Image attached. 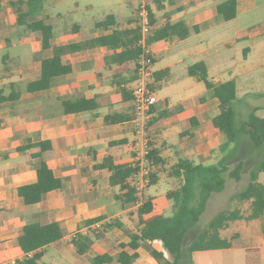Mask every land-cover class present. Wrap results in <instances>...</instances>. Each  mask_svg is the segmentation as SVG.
<instances>
[{
	"label": "crops",
	"instance_id": "1",
	"mask_svg": "<svg viewBox=\"0 0 264 264\" xmlns=\"http://www.w3.org/2000/svg\"><path fill=\"white\" fill-rule=\"evenodd\" d=\"M16 1L0 0V91L3 96L8 97V100L0 103V264H12L22 258L23 253L16 243V238L24 225L35 222H55L62 233V239L47 246L45 253L49 247L61 250L67 246L77 255L71 239L81 233L88 239L87 253L116 257L122 246L129 243V233L134 234L139 230L133 213L137 205L123 206L116 198L120 187L111 186L109 183L111 172L106 167L97 166L107 159L112 164H131L135 152L139 149L136 143L139 136L135 133L132 101L124 98L120 91V86L129 91L133 87L132 65L113 63L111 57L114 51L85 47L64 55L63 62L71 66L72 72L54 79L50 89L34 93L24 91L26 83L39 78L40 61L50 52L41 50L40 33H32L25 26L17 25ZM65 1L44 0L37 15V19L52 26V45L87 42L105 34L106 31L94 29V25L108 15L113 16L116 26L120 28L136 17L135 10L132 9L129 14L117 6L103 19L93 22L92 29L85 32L80 21H71L69 25L59 11L54 20L47 12L46 8L60 7ZM223 1L225 0H150L152 30L181 23L188 32L183 39L171 37L149 43L148 47L154 58L153 64L159 55L166 54L173 48L187 50L191 46H197L196 40L206 34L210 36L225 32L231 20L223 21L216 15V7ZM241 1L245 5L247 0ZM73 3L76 8L72 9V14L78 10V2ZM236 3L238 12L240 0H236ZM238 39L239 36L236 35L229 41ZM26 45L34 48L32 57H28L27 53L24 56V52L18 50ZM248 51L245 49L244 55ZM199 52L201 50L196 49L192 54ZM190 55L191 52L188 56ZM181 62L183 59L176 61ZM166 70L167 65L164 70H152L153 93L158 83L157 74ZM80 97L95 99L98 109L76 114L62 112L63 100ZM201 97L187 99L182 104L170 108L167 100H159L156 96L157 104L150 111L146 131L151 149H156L159 158L163 160L159 168L168 171L165 176L166 183L168 177L174 178L169 175V171L179 159L213 165L214 163L208 162L207 156L212 150H220L225 144L222 141L225 137L210 124V120L219 112V101L209 97L200 103L198 100ZM106 116H115L118 121L106 123ZM175 126L181 130L177 131L178 144L176 150L172 151L173 145L168 144V136L172 131L168 130ZM40 142H48L50 145L47 150L41 152V158L53 176L61 181V187L48 192L37 204L24 205L17 195V188L35 181L39 159L32 156L39 154L40 149L32 147L24 151L18 150ZM170 153L178 155L177 161L172 165H168ZM201 159L204 161H200ZM158 179L155 184L159 182ZM177 181L180 184V180ZM149 187L143 190L144 196H151L147 194ZM96 218L101 220L90 225L86 223ZM113 219H118L122 228L106 229L117 230L112 235L114 239L104 232L99 233L100 239L97 240L101 243L97 244V248V241L93 236L98 232V228L104 227ZM130 221L132 230L128 232ZM220 238L225 239L221 234ZM259 240L257 237L255 242L259 243ZM227 241L230 243L228 248L192 253L185 250L180 264H229L223 263L221 255L235 251H242L241 264H245L244 253L250 248L259 249L261 264H264V248L260 245H238ZM95 248L101 251L95 253ZM136 253L138 257L131 264H152L150 259L142 261V246L138 247ZM85 255L86 253L82 256ZM207 255H212V258ZM114 263L117 262L112 264Z\"/></svg>",
	"mask_w": 264,
	"mask_h": 264
},
{
	"label": "trees",
	"instance_id": "2",
	"mask_svg": "<svg viewBox=\"0 0 264 264\" xmlns=\"http://www.w3.org/2000/svg\"><path fill=\"white\" fill-rule=\"evenodd\" d=\"M147 9L151 24L153 22L152 14ZM44 0H17L16 23L19 26H25L32 33H40V48L50 54L40 61L39 78L29 81L24 86V91L29 93L46 91L52 87L53 80L64 77L72 72L69 64L63 62V57L71 52H76L85 47H99L104 50L114 51L111 60L117 65L131 64L133 74H135L137 61L141 55L140 27L133 18L128 20L126 26L117 27L114 18L108 15L104 20L95 23L94 29L106 31L87 42L69 43L61 45H52L53 30L50 24L44 20L37 19V15L42 9ZM22 6V8H21ZM236 0H225L216 7V15L223 21H229L236 17ZM153 26V24H152ZM188 32L181 23L166 25L163 28L152 30L147 37L146 43L166 40L171 37L180 39L185 38ZM154 63V58H153ZM187 74L202 82L206 91L212 97L219 101L218 114L210 120L212 128L217 129L225 137V144L220 147L221 153H226L229 146H233L232 154L238 152L239 136L245 135L249 138L252 149L258 150L264 146V117H259L256 111L252 110L248 116L236 126L234 119L233 103L236 100V88L232 81L225 83L210 82L207 75V68L203 62H199L187 68ZM15 87V85L13 86ZM120 91L124 98L132 101L129 90L120 86ZM8 100L0 91V103ZM200 103L205 101L202 96ZM62 112L64 114H76L98 109V103L95 99L76 98L63 100ZM118 120L115 116H106V123H115ZM150 123V122H149ZM150 125V124H149ZM32 147L40 149L39 154L32 157L39 159V165L36 168L35 181L31 184L23 185L17 188V195L21 198L24 205H33L41 202L45 195L61 187V181L55 178L52 171L47 167L41 158V152L47 150L50 145L48 142H40L31 146L20 148L18 151H24ZM152 173L150 184L156 183L157 175L161 171L159 166L163 160L159 158L156 149H151ZM225 156L217 164L203 165L196 164L189 159H179L169 175L180 180L177 188L165 193L163 196H144L143 192L137 195L131 185L130 176L134 172L133 161L131 164L117 163L112 164L109 159L97 166L106 167L110 172L109 183L111 186H119L120 193L116 198L123 206L137 205L135 214L137 233L129 234V243L122 246V250L112 257L108 254H98L92 258V264H112L114 261L119 264H131L137 257L136 250L140 243L161 242L164 249L169 254V260L155 250L151 251V256L157 264H180L184 249L183 244L187 233L192 230L200 221L206 210L207 204L213 194H218L225 189L226 181H240L244 171V162L239 160L233 168L226 164ZM264 173V156L253 166L249 172V182L243 191L236 193L233 200L239 202H250L251 208L247 220L257 219L264 215V184L258 181V177ZM170 215H166L167 211ZM242 217L237 211L222 212L215 216L207 226L196 236L188 245L187 252L204 251L211 249H222L230 247V243L220 238V231L224 229L229 222L241 220ZM96 218L86 223L88 225L100 221ZM105 228H122L118 219H113L106 223ZM97 232L94 237L100 239ZM62 239V233L57 223L40 224L38 222L24 225L18 233L16 243L23 253L21 259L14 264H43L41 260L45 253V248L51 244L57 243ZM81 233H77L71 239V244L76 248L77 255H84L89 245ZM127 248V249H125ZM30 254V256H28ZM245 264H261L260 251L257 248H250L244 253Z\"/></svg>",
	"mask_w": 264,
	"mask_h": 264
},
{
	"label": "rangeland",
	"instance_id": "3",
	"mask_svg": "<svg viewBox=\"0 0 264 264\" xmlns=\"http://www.w3.org/2000/svg\"><path fill=\"white\" fill-rule=\"evenodd\" d=\"M74 1L78 2V10L72 14V9L76 8L73 6ZM117 6L130 14L132 9L136 12L137 2L135 0H66L60 7L46 8V10L51 14L53 20L56 18L55 14L59 11L69 25L71 21H80L79 23L83 25V31L88 32L89 29H92L93 22L103 19L105 15L112 12L114 7ZM133 19L138 24V19L136 17ZM226 28L227 30L221 32V34L210 36L206 34L198 38L195 42L197 45L195 47L191 46L187 50L173 48L168 53L159 55L155 64L152 65V70L155 72L164 70L166 65L168 70L157 74L158 83L154 93L159 100H167L170 108L182 104L187 99L204 96L205 100H207L209 97H212L211 94L206 92L202 82L187 74V67L203 62L207 68L210 82L215 84L232 81L234 83L236 88V100L233 103L234 119L236 126H239L240 122L255 108H259L256 114L259 117H264V0H247L245 5L240 0L236 17L231 20L229 27L227 25ZM236 35L239 36V39L230 42L229 40ZM31 41L33 42V40ZM196 49L201 50V52L192 54ZM245 49L249 50L246 55H244ZM18 50H22L24 56L27 53L28 57H32L35 51L30 45L19 47ZM189 52H191L190 56H188ZM179 59H183V62L176 63ZM180 130L178 126L168 130L172 131V134L168 136V144L174 147L172 151L176 150L178 144L177 131ZM222 141L224 143L225 138H222ZM232 148L233 146L228 147V150L231 151L227 152L226 164L231 169L239 160H243L244 171L242 177L238 182L227 180L225 189L211 196L200 221L186 235L183 244L184 251L217 214L233 211H237L242 219L229 222L220 231V234L226 240L235 242L238 245L242 243L243 245L255 244L264 248V215L257 219L247 220L246 218L251 208L250 202H239L232 199L236 193L246 188L249 182L248 176L250 170L264 156V146L258 150H253L249 138L245 135H240L238 152L234 155H229L232 154ZM227 153H221L219 149H214L207 156V160L208 162L217 164L222 158L227 156ZM177 157L178 155L170 153L168 155V165H172L173 162L177 161ZM200 161L204 160L201 159ZM160 172L159 182L149 187L147 190L148 195H164L167 191L179 186L175 177H168V182L166 183L165 176L168 174V171L161 170ZM258 181L264 184V173L259 175ZM166 215H170L169 210L166 212ZM128 225V232H130L132 230L131 221ZM106 229L104 227L98 228V232L109 234V237L114 239L112 235L117 230L107 231ZM122 235L124 234L122 233ZM257 237L260 238L259 243L255 242L257 241ZM118 238L120 237L118 236ZM93 239L97 241L95 242V246L101 243L94 236ZM252 239L253 242H251ZM147 244H150L151 247ZM141 246L143 250L142 261L150 259L152 264H156V260L151 256L152 250L161 253L164 258L169 259L168 252L159 241L140 243ZM99 251L101 250L95 248V253ZM94 255L86 252L85 256H77L67 246L62 247L61 250L49 247L41 263L92 264V257ZM242 255V251H235L233 253L222 254L221 257L224 259L223 263L241 264ZM207 256L212 258V255Z\"/></svg>",
	"mask_w": 264,
	"mask_h": 264
},
{
	"label": "built area",
	"instance_id": "4",
	"mask_svg": "<svg viewBox=\"0 0 264 264\" xmlns=\"http://www.w3.org/2000/svg\"><path fill=\"white\" fill-rule=\"evenodd\" d=\"M135 1L137 2L136 18L140 27L139 45L141 55L137 61L133 87L130 93L132 96L135 133L139 136V141L136 142L139 149L135 152L134 172L130 176V182L137 195H139L151 182V146L146 125L151 109L157 104V98L151 89L153 54L146 43L147 37L152 32V24L146 0Z\"/></svg>",
	"mask_w": 264,
	"mask_h": 264
}]
</instances>
